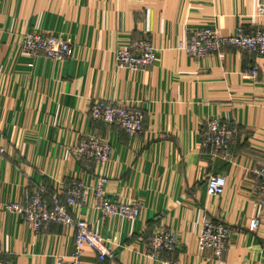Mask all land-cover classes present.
I'll return each mask as SVG.
<instances>
[{"label":"crops","instance_id":"obj_1","mask_svg":"<svg viewBox=\"0 0 264 264\" xmlns=\"http://www.w3.org/2000/svg\"><path fill=\"white\" fill-rule=\"evenodd\" d=\"M261 0H0V258L6 264H56L69 259L74 229L48 221L36 230L4 207L26 203L41 185L46 197H65L74 179L84 183V201L69 206L102 236L114 254L99 258L85 246L82 264H264V203L256 168L264 163V53L223 44L202 56L180 44L202 25L228 34L264 28ZM58 34L72 45L64 59L23 50L26 32ZM148 39L158 49L150 63L131 70L114 59L118 48ZM257 65L251 75L246 71ZM96 98L140 107L143 131L95 119ZM235 121L238 131L227 157L202 146L207 117ZM84 135L110 144L104 164L80 157ZM222 173L221 194L206 190L208 173ZM112 200L141 204L133 219L104 214L93 187L99 176ZM204 216L229 228L217 255L199 247ZM257 225L249 229L250 218ZM174 231L171 255H148V236Z\"/></svg>","mask_w":264,"mask_h":264},{"label":"built area","instance_id":"obj_2","mask_svg":"<svg viewBox=\"0 0 264 264\" xmlns=\"http://www.w3.org/2000/svg\"><path fill=\"white\" fill-rule=\"evenodd\" d=\"M258 13L264 14V0L258 3ZM236 45L249 52L264 53V28H256L246 31L242 24H238L235 30L228 34H219L214 25L205 24L195 29L188 40L180 44L191 55L202 56L216 51L223 44ZM23 50L29 54L43 52L48 57L64 59L72 53V45L62 36L47 31L26 32L22 40ZM158 54V49L148 39H136L126 47L118 48L114 52L115 61L131 70L137 69L152 62ZM257 71V65H252L246 73L251 75ZM89 115L95 119L106 122H114L123 127L128 134H138L143 131L144 112L140 107L127 105L119 101H107L102 98L94 99L89 105ZM238 124L235 121H225L217 116L207 117L205 126L201 130V145L208 147L213 155L227 157V148L235 139ZM75 152L78 156L93 159L99 164H104L110 154V144L107 140L97 135H84L80 137ZM3 147H0V151ZM260 179L258 190L261 191L264 203V163L255 170ZM105 176H99L93 193L96 205L104 214L119 215L133 219L138 215L141 204L135 200H112L104 192ZM226 184L225 175L222 173H208L206 177V190L209 194H221ZM84 183L79 179L70 181L65 197L58 195L46 197L44 187L41 185L30 194L26 203L8 201L4 207L23 216L28 226L34 230L48 221H57L68 224L74 229V248L69 254V259L58 257L56 264H82L81 253L85 246L97 252L99 258H105L114 254L113 240L110 236H102L95 231L90 223L79 216H74L69 206L79 205L84 201ZM258 222L257 217L249 220L248 227L253 229ZM229 228L224 221L204 216L201 229L197 236L199 247H209L217 255L226 248ZM148 255L161 257L163 254L171 255L177 245L174 231L161 227L153 231L147 239ZM165 262L178 264L175 259L164 258ZM0 264H6L0 258Z\"/></svg>","mask_w":264,"mask_h":264}]
</instances>
